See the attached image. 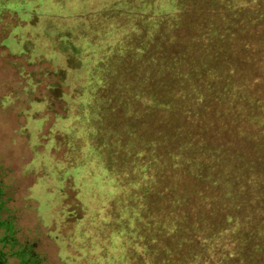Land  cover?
<instances>
[{
    "label": "rangeland",
    "instance_id": "374dc122",
    "mask_svg": "<svg viewBox=\"0 0 264 264\" xmlns=\"http://www.w3.org/2000/svg\"><path fill=\"white\" fill-rule=\"evenodd\" d=\"M59 1H32L0 21L7 263L20 261L15 249L37 264H264V0H205L184 29L169 0H151L161 24L146 52L119 50L111 18L100 23L111 40L73 55L49 22L62 39L79 19L133 0ZM178 45L180 57L207 56L212 71L197 59L186 77ZM24 75L42 80L36 92ZM143 191L145 207L159 201L151 217L131 207ZM232 232L251 238L234 258Z\"/></svg>",
    "mask_w": 264,
    "mask_h": 264
},
{
    "label": "trees",
    "instance_id": "16d2710c",
    "mask_svg": "<svg viewBox=\"0 0 264 264\" xmlns=\"http://www.w3.org/2000/svg\"><path fill=\"white\" fill-rule=\"evenodd\" d=\"M32 1L37 2V1H41V0H0V21H2L1 19H2L3 14H9V13L14 14V13H16V11H19L20 9L27 6ZM162 1H160V3H162ZM204 1L205 0H169L170 6L172 8H175L176 12L179 13V15L177 16V22H178L177 28L184 29V28L192 27L194 25L195 10H197L199 8L202 9L204 7V5H203ZM219 1L222 3L225 2V0H219ZM59 2L64 4L63 0H60ZM227 2H228V0H227ZM124 5L126 6V9H124V6L121 5V9L116 10V11L105 10L103 12H100L99 15L95 16L91 20L88 18L86 22L83 20L80 21V19H79L78 23H75L74 25H70L72 28L67 30V32L65 33V35L63 36L62 39L57 36L58 30L62 31L60 26H58L56 23L54 25V23L49 22L48 23L49 29L57 30L55 37H54V41L59 40L60 44L63 42L64 47L69 48V52H70L69 54L73 55L75 52H78L79 50H84V49L90 48V47L93 48L90 51H88L89 53H91L93 50L94 51L97 50L96 45H97V42H98L100 36H102V38H106V36H107V39L111 40L109 35H107L105 32L104 25L100 26V23H101V21H103L102 24L103 23L106 24V22H108V20H110L112 18V21L115 22V24L117 23L118 25H120L122 27V28L118 29V35L119 36L117 38L118 39L120 38V41H122L123 43L126 44V45H124L123 49H121V45H120V47H118L116 45V47L119 50H122V52H128V51L134 52L135 51V52L139 53V52L144 51V50L146 52L148 50L149 43H151V41L153 40V36L157 35V33H158L157 28H160L159 25L161 23L156 18V16L158 17L160 15L156 14V16H155V13L151 14L150 9H149L151 6H153V2H151V0H133V4H131L132 6L126 5V1H124ZM152 18H156L154 21H158V24H156L151 30L145 31L143 34V40H142L143 43H139V42H141L139 38L141 37V34H142V33H140V29L145 28V26H146L145 21L148 19H152ZM117 24H116V26H118ZM76 27H79L78 33H77V31L73 30ZM13 36H14V38L17 36L16 30L13 33ZM138 44H142L144 47L143 46L138 47ZM179 48H180V46L178 45V48L174 49L173 52H175V51L178 52L177 50ZM23 50H24L25 54H28V49L26 48L25 45H23ZM32 50L35 51V48L32 47ZM108 52L106 54H108ZM62 54H63V56H65V58L67 59V62H68L70 60V58L66 54V51L63 50ZM204 57L205 56H195L194 52H191L188 50H185V54H183V56L180 57V52H178V53H176V60L178 62V69H181L183 71V74L186 75L185 72L188 70L189 66L193 67L195 65L197 59H198V62H199L198 64L200 67H202V65H203L208 71L210 69L212 71V67L209 64H208L209 65V67H208L207 63L205 62V60H207V56L205 58ZM71 69L78 70L76 68V66H73ZM172 71H174V70H172ZM22 73H26L25 68H24V71H22ZM188 76L189 75H186V77H188ZM24 79H26V81L35 80V79H33V75H28V76L24 75ZM65 80H67V78H65ZM157 80H160V79H157L154 76L152 81L154 83ZM91 82H92V79H91ZM40 84L42 85V80H40V79L35 80V83L33 84L36 86L35 92L39 88ZM48 89H51V87L50 88L47 87L45 90H47L49 92ZM43 93H45V92H42L41 95H43ZM46 96H47V93H46ZM137 96H142V95H137ZM43 97H44V95H43ZM177 97H178V95H175L174 98L176 99ZM173 99H171V100H173ZM123 101H124V103H123L124 107H126L125 99H121L120 103H122ZM121 109H123V108L121 107ZM40 119H42V117ZM123 129H125V127ZM121 143H125V142H121ZM123 146L124 145H120V148L123 149ZM104 152H106V154H110L111 150H110V148H106L104 150ZM119 152H121V151L118 149H116L114 151L115 154H118ZM121 173L123 175V172H121ZM145 196L146 195L144 194V191H143V195L141 197L131 199V201H130L132 203L131 207H133L135 209V212H140L139 215L144 216L145 213L146 214L148 213V217H151L153 214L152 212L156 210L157 204H159V201H156V204L152 203L150 206L147 205L145 207V205L147 204ZM151 208H153V210ZM146 211H148V212H146ZM169 213L170 212L167 211V214H169ZM174 223H173V226H174ZM239 228H241V226ZM230 234L231 233H229V234L227 233V238L230 237L229 238L230 243H226V244L227 245L230 244V245L228 247H226V250L228 251V257L234 258L235 247L238 245V242L241 243V245H242L245 242L246 243L249 242V240H251V238L247 239L244 235H242V234L240 235L237 232H235L231 235ZM218 235L220 237V236H222V233L217 234L215 236V238H217ZM1 242L4 245L6 244V242H4L3 240H1ZM12 243H14L13 240H12V242L10 240L9 244L12 246L11 248H15L13 246H17V245H12ZM9 244L7 246H9ZM174 251H175L174 247H171V246L168 247L167 255H172L174 253ZM246 253L248 254V252H246ZM15 255H17V254L14 253V256ZM256 255H258V257L264 256V254L260 251V249H258L256 251ZM16 258L18 260H20V257L18 255L16 256ZM151 262L152 261L150 260V263ZM152 264H154V263L152 262Z\"/></svg>",
    "mask_w": 264,
    "mask_h": 264
},
{
    "label": "flooded vegetation",
    "instance_id": "af4514ba",
    "mask_svg": "<svg viewBox=\"0 0 264 264\" xmlns=\"http://www.w3.org/2000/svg\"><path fill=\"white\" fill-rule=\"evenodd\" d=\"M14 253L20 257V261L17 264H37V262L33 258V255L28 254V252H26L25 250L21 252L13 249L11 250V253L9 255L12 257H16L17 255L14 256ZM6 259L7 255L4 252H0V264H8Z\"/></svg>",
    "mask_w": 264,
    "mask_h": 264
}]
</instances>
